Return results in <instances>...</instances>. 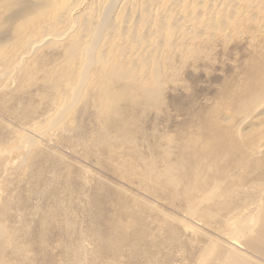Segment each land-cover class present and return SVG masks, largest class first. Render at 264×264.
Returning <instances> with one entry per match:
<instances>
[{
  "label": "rangeland",
  "instance_id": "rangeland-1",
  "mask_svg": "<svg viewBox=\"0 0 264 264\" xmlns=\"http://www.w3.org/2000/svg\"><path fill=\"white\" fill-rule=\"evenodd\" d=\"M33 3L0 0V264H264V25L74 96Z\"/></svg>",
  "mask_w": 264,
  "mask_h": 264
},
{
  "label": "bare ground",
  "instance_id": "bare-ground-1",
  "mask_svg": "<svg viewBox=\"0 0 264 264\" xmlns=\"http://www.w3.org/2000/svg\"><path fill=\"white\" fill-rule=\"evenodd\" d=\"M33 1L25 55L44 41L63 50L61 80L74 96L89 85L107 97L115 82L155 94L175 58L187 61L244 24L264 25V0Z\"/></svg>",
  "mask_w": 264,
  "mask_h": 264
}]
</instances>
